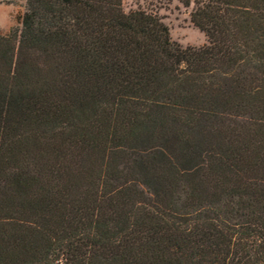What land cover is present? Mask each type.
<instances>
[{
  "label": "trees",
  "instance_id": "obj_1",
  "mask_svg": "<svg viewBox=\"0 0 264 264\" xmlns=\"http://www.w3.org/2000/svg\"><path fill=\"white\" fill-rule=\"evenodd\" d=\"M23 1L0 29V264H264V0Z\"/></svg>",
  "mask_w": 264,
  "mask_h": 264
},
{
  "label": "rangeland",
  "instance_id": "obj_2",
  "mask_svg": "<svg viewBox=\"0 0 264 264\" xmlns=\"http://www.w3.org/2000/svg\"><path fill=\"white\" fill-rule=\"evenodd\" d=\"M24 2L0 4V29L8 32L12 26H19V16L23 13ZM124 11L141 8L157 13L169 27L172 40L182 45L200 46L207 44L205 32L194 26L189 17V9L177 0H122ZM9 27L5 32L1 27Z\"/></svg>",
  "mask_w": 264,
  "mask_h": 264
},
{
  "label": "crops",
  "instance_id": "obj_3",
  "mask_svg": "<svg viewBox=\"0 0 264 264\" xmlns=\"http://www.w3.org/2000/svg\"><path fill=\"white\" fill-rule=\"evenodd\" d=\"M2 28V30H4L5 32L8 30V26L7 27H1Z\"/></svg>",
  "mask_w": 264,
  "mask_h": 264
}]
</instances>
